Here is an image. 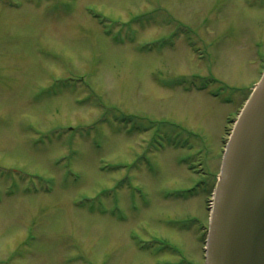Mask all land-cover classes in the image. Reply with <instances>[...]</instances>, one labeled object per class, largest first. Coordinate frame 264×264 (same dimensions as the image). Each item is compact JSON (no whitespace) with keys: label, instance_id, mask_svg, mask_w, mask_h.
Masks as SVG:
<instances>
[{"label":"rangeland","instance_id":"374dc122","mask_svg":"<svg viewBox=\"0 0 264 264\" xmlns=\"http://www.w3.org/2000/svg\"><path fill=\"white\" fill-rule=\"evenodd\" d=\"M263 73L264 0H0V264H206Z\"/></svg>","mask_w":264,"mask_h":264},{"label":"water","instance_id":"95a60500","mask_svg":"<svg viewBox=\"0 0 264 264\" xmlns=\"http://www.w3.org/2000/svg\"><path fill=\"white\" fill-rule=\"evenodd\" d=\"M206 264H264V75L225 148Z\"/></svg>","mask_w":264,"mask_h":264},{"label":"trees","instance_id":"16d2710c","mask_svg":"<svg viewBox=\"0 0 264 264\" xmlns=\"http://www.w3.org/2000/svg\"><path fill=\"white\" fill-rule=\"evenodd\" d=\"M217 83L218 82L216 80L211 79V80H209L208 84L212 85V84H217ZM188 85L189 84L187 83V86ZM172 86H174V87H183V82H182V80L177 81V82H173ZM187 86H186V89L189 90L190 87H187ZM193 86L194 87H192L190 89L196 90V91H205L206 87H207V83L203 82V79H202L201 81H198L197 83L194 82ZM122 115L126 116L124 119H122L124 121L132 120V119L135 120V118H133L131 116H128V115H125V114H121V116ZM158 133L168 135V136H166V138H167L166 144L168 146H170V147L171 146L172 147H186V146H188V141L187 140H188V135H190V134L187 131H185L179 125H176V124H173V123L172 124L160 125L158 127ZM181 138H184L185 140H181Z\"/></svg>","mask_w":264,"mask_h":264}]
</instances>
